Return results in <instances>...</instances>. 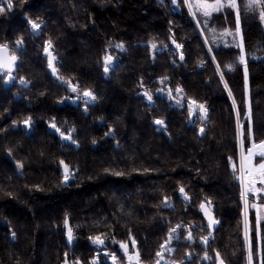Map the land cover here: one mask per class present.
<instances>
[{
  "label": "trees",
  "instance_id": "trees-1",
  "mask_svg": "<svg viewBox=\"0 0 264 264\" xmlns=\"http://www.w3.org/2000/svg\"><path fill=\"white\" fill-rule=\"evenodd\" d=\"M8 2L0 45L17 62L10 81L0 73V264H114L110 254L132 240L139 264H155L158 251L160 264H218L217 252L249 264L250 251L251 264H264V219L252 207L264 193H249L246 210L239 171L249 109L264 140L261 7L237 0V32L236 10L205 17L190 0ZM202 202L219 220L213 230ZM177 225L172 251L162 250Z\"/></svg>",
  "mask_w": 264,
  "mask_h": 264
},
{
  "label": "snow or ice",
  "instance_id": "snow-or-ice-1",
  "mask_svg": "<svg viewBox=\"0 0 264 264\" xmlns=\"http://www.w3.org/2000/svg\"><path fill=\"white\" fill-rule=\"evenodd\" d=\"M173 3H176V0H172ZM196 7L197 9L202 10V14L205 17H209L211 16V14L213 12H218L221 9L228 7V8H232V9H237L236 12V26H237V32H239V22H240V14H239V8H238V4H237V0H227V3L224 2V0H214V3H208L207 0H197L195 5L190 4L189 7ZM256 6H260L261 7V11H260V18L262 20H264V0H248V3L245 5L246 9H254ZM7 7L9 9H11L13 7L11 0H9ZM5 9L3 7H0V13L4 12ZM30 23L32 24L33 28H39L40 25L38 23H36L35 21H30ZM175 43V41H173ZM17 43H21V41H17ZM49 47H51V42L49 41ZM118 47H122L120 45H118ZM153 47H155V45H153ZM177 47H180V45H177ZM45 51H48V48L45 49ZM50 59H49V67H52V60L54 59V57H51V53H49ZM181 59H183V56H181ZM244 57L241 56L240 60L243 61ZM17 60V57L15 55H8L7 53V45H0V70L3 69H8L9 73L11 71L12 66L15 64ZM112 63V57L111 56H105L104 57V71L108 72L109 67L111 66ZM229 68H231V65L228 66ZM53 72H55V68L52 69ZM227 86V85H225ZM75 87L73 88V91H75ZM177 92L182 91V89H176ZM171 94V93H169ZM231 95V93H229ZM145 95H148V99L151 100L152 97L151 95H149L148 93H145ZM85 97H91L92 99H95V97L92 95V93L90 91H86L84 93ZM191 105H195L200 113L202 114H206L207 109L204 107V105L200 104V105H196L195 101H191ZM195 109L193 107L189 108V112L190 114L194 111ZM239 115V114H238ZM248 116V139L251 142V146L247 148V152L246 154L243 152V140L241 141V146H242V153H241V167L239 169V171H241L242 173H245L247 176V186L244 187V190L241 192V197L243 199H245V205H246V210H247V196L249 193H264V162L259 163L258 165H253L252 161L254 157H258L261 159V161H264V140H260L259 142H256L255 138H254V132H253V128H252V123H251V112L249 109V112L247 113ZM157 124H163L164 122L162 120H157L155 121ZM25 123L27 124L28 121H25ZM53 128L56 127L55 124L52 125ZM57 131H59V129H57ZM204 129H201V132H203ZM61 135H63V133H61ZM67 139H71V136L69 135L68 137H66ZM231 159V158H230ZM63 163V162H61ZM233 170H236V166L235 164H233ZM65 179H68V168L67 165H65ZM119 174V173H117ZM257 181H259V183L262 185L261 187L257 188L255 185L257 183ZM242 184L244 183L243 179L241 180ZM180 192L183 193L184 189L181 187L180 188ZM201 208H204V205L201 204L200 205ZM253 208H257L258 206L253 204L252 205ZM259 207H264V205H261ZM207 214V213H206ZM245 223L247 225V211L245 212ZM261 217L259 215H257V224H259ZM67 222V221H66ZM216 223L215 220L213 219H209V227H212V225ZM180 225H177L176 228H172L170 230V232L168 233V240L165 242V244H161L160 248L162 250H166L171 252L172 249L171 248H166V245L168 242L171 241V239L174 238V235L177 232V229L180 228ZM14 235V234H13ZM69 240L72 239L71 236V229H69ZM187 239L191 240L192 239V234L191 232H189L188 236L186 237ZM246 238H247V234H246ZM92 242L94 244H99V245H104L105 244V240L102 239L101 237L97 236V237H92ZM204 242L207 243V237L203 238ZM132 245L133 248H135V240H132ZM120 248L124 251V253L127 255L128 254V244L124 243V242H120ZM112 255L114 264L116 261V256L115 254H110ZM156 261L155 264H160L161 260L163 259V251H158L156 252ZM216 258L219 260V264H224L223 260L220 259V255L217 252L216 253ZM205 259H210V257L207 256V254L205 255ZM249 264H251V260H252V255H251V251L249 252ZM127 260L129 262V264H133V261H135V264H139L140 262V254L137 251L135 253V255H127ZM74 264H79V261L74 262ZM93 264H96L95 260L93 261Z\"/></svg>",
  "mask_w": 264,
  "mask_h": 264
},
{
  "label": "water",
  "instance_id": "water-1",
  "mask_svg": "<svg viewBox=\"0 0 264 264\" xmlns=\"http://www.w3.org/2000/svg\"><path fill=\"white\" fill-rule=\"evenodd\" d=\"M47 52H48V56H49V53H51V57H54V59L52 60V67H50V71L52 72L53 75H55V74H56V71L53 72L52 69L55 68V70H56V67H55V64H56V57H55V55L53 54V52L51 51L50 48H48V51H47ZM7 53H8V55L11 56V54H10V52H9V48H8V46H7ZM108 56H110V55H108ZM49 59H50V56H49ZM16 62H17V60H16ZM16 62H15V64L12 66L10 73H9V70H8V69L0 70V73L3 72L4 70H8V74H7V80H8V81H10L11 78H12V70L15 68V66H16ZM111 65H112V63H111ZM193 108L195 109L194 106H193ZM193 112H194V111H193ZM190 121H191V122L193 121V117H191V120H190ZM50 129H51L52 132L58 134L62 139L69 140V139L66 138V137H68L67 135H64V134L61 135L60 130L57 131L58 128H56V127L53 128L52 125H50ZM201 204L204 205V208H201V207H200V209H201V212L203 213L205 219L207 220V223L209 224V219H210V218L216 221V223H214V224L212 225V227H210V229L213 230V229L215 228V226L219 224V220L215 218L214 212L210 209V207L208 206V204H207L206 202H202ZM206 213H207V214H206ZM69 229H71V227L69 226L68 223H66V227H65L66 239H67L68 242L71 244V243L73 242V232H72V229H71V236H72V239L69 240V238H68V237H69ZM63 264H69L67 258H65V261H64ZM218 264H219V260H218Z\"/></svg>",
  "mask_w": 264,
  "mask_h": 264
},
{
  "label": "rangeland",
  "instance_id": "rangeland-1",
  "mask_svg": "<svg viewBox=\"0 0 264 264\" xmlns=\"http://www.w3.org/2000/svg\"><path fill=\"white\" fill-rule=\"evenodd\" d=\"M196 2H197V0H190V4H192V5H195L196 4ZM207 2L208 3H214V0H207ZM224 2L225 3H227V0H224ZM189 4V5H190ZM238 4V3H237ZM190 8V7H189ZM238 8H239V6H238ZM193 9L194 10H199V11H202V10H200V9H197L196 7H194L193 6ZM190 10L192 11V7L190 8ZM234 10H236L237 11V9H234ZM257 142H259V141H257ZM251 146V144L248 146V147H250ZM248 147H246V148H243V152L246 154V152H247V148ZM241 153H242V148H241ZM261 162H264V161H261V159L260 158H258V157H254L253 158V161H252V164L253 165H258L259 163H261ZM241 164H242V161H241ZM242 178H243V181L245 182V185L247 186V176H246V174L245 173H242ZM257 188H259V187H261L262 185L259 183V181H257V183H256V185H255ZM261 205H264V202H261V203H259V204H257V215H259L260 217H261V219H264V207H259V206H261Z\"/></svg>",
  "mask_w": 264,
  "mask_h": 264
},
{
  "label": "flooded vegetation",
  "instance_id": "flooded-vegetation-1",
  "mask_svg": "<svg viewBox=\"0 0 264 264\" xmlns=\"http://www.w3.org/2000/svg\"><path fill=\"white\" fill-rule=\"evenodd\" d=\"M116 48L117 49H119L120 47H118V44L116 45ZM3 72H8V70H4ZM173 98H174V100H175V102H174V105L176 106V105H179V106H182L183 105V102H179L178 100H177V98H176V96H174L173 95ZM196 111V113H197V109H195L194 110V112ZM203 115V114H202ZM136 248H137V246L135 245V248H133V245L132 246H130L129 244H128V254L127 255H135V253H136ZM122 250V249H121ZM127 255L124 253V251L122 250V254L121 255H119V256H116V260L118 261V262H121L124 258L127 260ZM69 262V261H68ZM69 264H71L70 262H69ZM126 264H129V262H126Z\"/></svg>",
  "mask_w": 264,
  "mask_h": 264
}]
</instances>
